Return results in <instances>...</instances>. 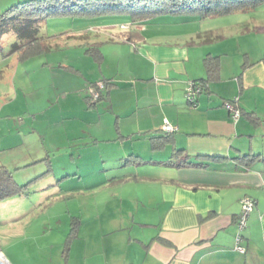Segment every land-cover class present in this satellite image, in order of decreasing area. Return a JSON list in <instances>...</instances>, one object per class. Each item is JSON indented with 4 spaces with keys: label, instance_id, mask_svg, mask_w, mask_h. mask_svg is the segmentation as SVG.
I'll use <instances>...</instances> for the list:
<instances>
[{
    "label": "crops",
    "instance_id": "crops-1",
    "mask_svg": "<svg viewBox=\"0 0 264 264\" xmlns=\"http://www.w3.org/2000/svg\"><path fill=\"white\" fill-rule=\"evenodd\" d=\"M204 21L195 14L131 17L119 22L125 31L119 39H100L96 31V43H87L91 38L85 31L71 33L86 36L79 46L100 71L85 75L71 66L80 75L75 91L88 115L98 116V123L106 118L92 140L103 142L100 157L89 164L101 160L109 167L107 180L134 183L137 205L122 207L127 211L115 226L91 232L107 260L91 258V264H264V54L252 59L246 49L227 75L230 52L244 50L242 41L229 49L215 39L218 29L205 27ZM209 56L216 58L219 74L192 108L184 87L188 80L207 77ZM99 80H108L110 87L90 105L80 91ZM235 96L241 110L237 121L224 106ZM165 120L178 130L154 147V138H165ZM100 131L107 136L102 139ZM245 196L254 198L256 207L243 232L242 253L235 245Z\"/></svg>",
    "mask_w": 264,
    "mask_h": 264
},
{
    "label": "rangeland",
    "instance_id": "rangeland-1",
    "mask_svg": "<svg viewBox=\"0 0 264 264\" xmlns=\"http://www.w3.org/2000/svg\"><path fill=\"white\" fill-rule=\"evenodd\" d=\"M24 1L28 0H0V14ZM205 18L203 25L216 27L215 39L224 40L229 49L242 41L244 50L230 52L227 75L246 49L252 59L264 54V0L246 11ZM128 19L130 15L119 13L49 15L40 29L47 49L29 56L12 50L17 42L14 31L0 33V167L26 185L21 194L0 200V253L10 264H91L92 259L105 263V248L91 232L115 226L127 211L122 207H137L134 183L107 180L109 167L101 160L89 164L100 157L103 142L92 140L97 124H106V118L98 123V116L88 115L75 91L80 75L71 68L85 75L100 73L93 57L79 46L86 36L79 39L71 33L87 32V43L97 42L96 31L100 39L115 40L125 32L119 22ZM108 23H117L116 28H99ZM86 90L80 91L83 99ZM99 135L103 139L107 133ZM67 173L69 177H63Z\"/></svg>",
    "mask_w": 264,
    "mask_h": 264
},
{
    "label": "trees",
    "instance_id": "trees-1",
    "mask_svg": "<svg viewBox=\"0 0 264 264\" xmlns=\"http://www.w3.org/2000/svg\"><path fill=\"white\" fill-rule=\"evenodd\" d=\"M259 0H28L20 3L3 14H0V33L14 31L17 42L13 45L14 52L24 56L38 54L47 47L43 40L46 38L41 32V23L49 15H87L100 16L104 14H128L133 18L147 20L164 14L198 15L201 18L208 16L231 13L232 11H246L250 6H255ZM207 77L201 80H191L200 83L203 90L209 88V82L219 74L216 58L206 59ZM104 81L105 89L110 87L108 80ZM96 82L90 85H95ZM104 89V90H105ZM103 90L98 99L92 100L87 94L90 105L98 102L103 97ZM189 103V102H188ZM197 106V105H196ZM194 108V107H193ZM247 116L252 121H258L257 116ZM165 138L156 137L152 140L154 147H159L167 142L174 133H165ZM182 150H178L181 152ZM248 155L243 156L246 159ZM26 185L18 184L12 173L4 166L0 167V200L21 194Z\"/></svg>",
    "mask_w": 264,
    "mask_h": 264
},
{
    "label": "built area",
    "instance_id": "built-area-1",
    "mask_svg": "<svg viewBox=\"0 0 264 264\" xmlns=\"http://www.w3.org/2000/svg\"><path fill=\"white\" fill-rule=\"evenodd\" d=\"M105 89L104 81H97L95 85H89L87 87V94L92 100L98 99L100 92ZM203 90V86L200 83L189 81L186 87L187 101L192 107L197 105V96ZM238 98L235 100H226L224 106L229 110L233 120L237 121L241 115V110L237 105ZM162 130L165 133H175L178 127L171 124L168 120H165ZM241 212L237 220V234H236V245L235 249L239 252H246V245L244 243L245 237L243 232L247 228L248 219L250 214L256 207V200L250 196H245L240 200Z\"/></svg>",
    "mask_w": 264,
    "mask_h": 264
},
{
    "label": "water",
    "instance_id": "water-1",
    "mask_svg": "<svg viewBox=\"0 0 264 264\" xmlns=\"http://www.w3.org/2000/svg\"><path fill=\"white\" fill-rule=\"evenodd\" d=\"M0 264H10V262L7 260V258L4 256H0Z\"/></svg>",
    "mask_w": 264,
    "mask_h": 264
},
{
    "label": "bare ground",
    "instance_id": "bare-ground-1",
    "mask_svg": "<svg viewBox=\"0 0 264 264\" xmlns=\"http://www.w3.org/2000/svg\"><path fill=\"white\" fill-rule=\"evenodd\" d=\"M0 256H2L4 258V256L2 255V253H0Z\"/></svg>",
    "mask_w": 264,
    "mask_h": 264
}]
</instances>
